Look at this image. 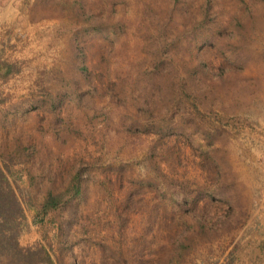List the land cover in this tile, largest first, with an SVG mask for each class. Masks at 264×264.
Returning a JSON list of instances; mask_svg holds the SVG:
<instances>
[{
  "label": "rangeland",
  "instance_id": "rangeland-1",
  "mask_svg": "<svg viewBox=\"0 0 264 264\" xmlns=\"http://www.w3.org/2000/svg\"><path fill=\"white\" fill-rule=\"evenodd\" d=\"M0 163L56 264H264V0H0Z\"/></svg>",
  "mask_w": 264,
  "mask_h": 264
},
{
  "label": "trees",
  "instance_id": "trees-1",
  "mask_svg": "<svg viewBox=\"0 0 264 264\" xmlns=\"http://www.w3.org/2000/svg\"><path fill=\"white\" fill-rule=\"evenodd\" d=\"M9 172V169L0 163V253L31 264H56L47 247L33 248L21 245L20 236L25 229L26 209L13 179L9 177ZM74 189H78V183L74 184ZM65 195L66 193L49 192L39 206L38 214L48 215L59 211L70 200L65 198Z\"/></svg>",
  "mask_w": 264,
  "mask_h": 264
},
{
  "label": "crops",
  "instance_id": "crops-1",
  "mask_svg": "<svg viewBox=\"0 0 264 264\" xmlns=\"http://www.w3.org/2000/svg\"><path fill=\"white\" fill-rule=\"evenodd\" d=\"M11 7H12V5H9V7L6 9V11H9L8 9L11 8Z\"/></svg>",
  "mask_w": 264,
  "mask_h": 264
}]
</instances>
